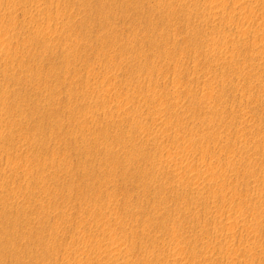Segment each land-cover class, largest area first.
<instances>
[{"label": "clouds", "instance_id": "9594fccd", "mask_svg": "<svg viewBox=\"0 0 264 264\" xmlns=\"http://www.w3.org/2000/svg\"><path fill=\"white\" fill-rule=\"evenodd\" d=\"M257 34L264 67V0H0V264H264V201L229 238L206 179Z\"/></svg>", "mask_w": 264, "mask_h": 264}, {"label": "rangeland", "instance_id": "374dc122", "mask_svg": "<svg viewBox=\"0 0 264 264\" xmlns=\"http://www.w3.org/2000/svg\"><path fill=\"white\" fill-rule=\"evenodd\" d=\"M16 3L24 4L26 0H15ZM62 3L73 4L77 3L78 0H61ZM93 3H99L101 0H92ZM22 16L23 12L18 13ZM260 36L259 34L255 37V46L252 44V37H249V44L247 46V51L249 55L246 57L247 64L246 69L249 73L245 77L244 87L247 89L245 92L244 100L241 103V98L239 92H236L235 101H236V112L234 116L235 124H240L243 122L244 129H250V131H245V136L248 137L246 142L247 147L245 148V154L242 161L241 171L237 174L231 175V179L227 175H224L220 172V169L225 168L227 163V153L220 155L218 160H212V167L217 168L216 172H210L209 176L206 178L210 181L211 188H215L216 196L215 203L220 205L221 201L224 200V196H228L232 193L233 189L238 188L239 196L238 199H241L242 204L245 206L247 215H243L239 218L236 216V211L233 210L229 212L227 207V201L224 202V211L221 212L218 216L215 215V212L209 216V223H218L222 225V231L230 238L233 234L239 233V228L243 227L250 220H254L257 228H259L260 222V207L262 201H264V138H262L261 133L264 132V98H262V87H264V67H262L261 51H260ZM162 46V45H161ZM71 69L69 73L71 74ZM186 79V77L184 78ZM195 79V77L193 78ZM235 79V77H234ZM249 80L251 85L249 87ZM235 89H225L222 95L229 97V100L232 99V92ZM248 92H251V96L248 95ZM67 99V96L63 97ZM229 115L231 112V105L229 109H226ZM251 121V123H248ZM75 155V154H74ZM205 163L211 159V157L205 153L204 156ZM223 177V180L218 177ZM243 179L239 180V185H237V180L239 177ZM223 183V187L227 188L229 184L233 186V189H230L229 193H224V196H221L219 193L221 189L218 187ZM86 185L81 182L79 185L74 187V198L76 195L83 197L86 193ZM209 204H212L211 197L208 200ZM78 210L79 203L73 206ZM216 211H219L217 208ZM203 208L201 209V218H203ZM215 217V219H213ZM235 228L236 233L230 231V229ZM259 233L257 234V236ZM219 251V249H217ZM188 259H195V256H189ZM222 258L217 256L216 259L220 260ZM175 259L179 262L185 259L184 256H176Z\"/></svg>", "mask_w": 264, "mask_h": 264}]
</instances>
